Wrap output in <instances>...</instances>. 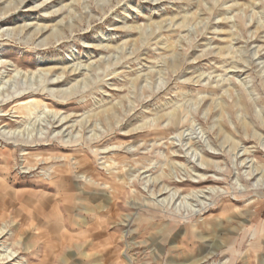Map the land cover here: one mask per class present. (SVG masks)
Listing matches in <instances>:
<instances>
[{
    "label": "rangeland",
    "instance_id": "obj_1",
    "mask_svg": "<svg viewBox=\"0 0 264 264\" xmlns=\"http://www.w3.org/2000/svg\"><path fill=\"white\" fill-rule=\"evenodd\" d=\"M0 210V264H264V0H0Z\"/></svg>",
    "mask_w": 264,
    "mask_h": 264
},
{
    "label": "bare ground",
    "instance_id": "obj_2",
    "mask_svg": "<svg viewBox=\"0 0 264 264\" xmlns=\"http://www.w3.org/2000/svg\"><path fill=\"white\" fill-rule=\"evenodd\" d=\"M23 2L24 1H22L19 5H17L16 6V8L14 9V11L15 10H17L18 8H19V6L20 5H22L23 4ZM43 5V4H42ZM38 8V6H36V7H33V9L32 10H36ZM7 12H10V10L9 11H7ZM26 28V27H25ZM24 29V28H23ZM43 30H44V27L40 30V33L41 32H43ZM39 31V30H38ZM5 117V116H4ZM10 134V132H8L7 133V135H9ZM14 135H16L15 133H14ZM161 192V191H160ZM60 193V192H59ZM58 193V194H59ZM60 195V194H59ZM116 203V202H115ZM117 206V205H116ZM62 212V211H61ZM56 213V212H55ZM3 215L4 214H2V212H1V210H0V219L3 217ZM53 217H54V215H52ZM52 217V218H53ZM56 217H57V219H60V217L58 216V214L56 213ZM54 220V221H53ZM53 220H51L52 221V223L51 222H49V220L47 221V222H45V227L46 228H50V230H51V234H56L55 233V229H53V228H55V226L56 227H58V225L60 226V222H56L55 223V221H57L56 219H53ZM106 220V219H105ZM51 224V225H50ZM52 224H54V225H52ZM7 228V227H6ZM60 228H61V226H60ZM104 228V227H103ZM5 231V230H4ZM4 231H3V229H0V261H7V263H9V262H13V261H15V257H16V253H8V251H7V249H9L8 247H7V249L6 248H4L3 247V245L1 244V239H2V236H3V233H4ZM88 231V230H87ZM83 232V231H82ZM81 232V233H82ZM61 233V232H60ZM17 258V257H16ZM19 264H24V263H19Z\"/></svg>",
    "mask_w": 264,
    "mask_h": 264
}]
</instances>
